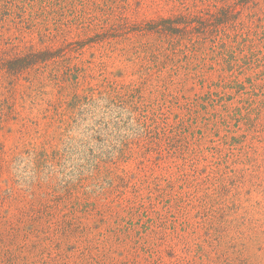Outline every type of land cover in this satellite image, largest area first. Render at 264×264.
<instances>
[{
	"label": "rangeland",
	"instance_id": "374dc122",
	"mask_svg": "<svg viewBox=\"0 0 264 264\" xmlns=\"http://www.w3.org/2000/svg\"><path fill=\"white\" fill-rule=\"evenodd\" d=\"M39 1L0 0V264H264V0Z\"/></svg>",
	"mask_w": 264,
	"mask_h": 264
},
{
	"label": "trees",
	"instance_id": "16d2710c",
	"mask_svg": "<svg viewBox=\"0 0 264 264\" xmlns=\"http://www.w3.org/2000/svg\"><path fill=\"white\" fill-rule=\"evenodd\" d=\"M80 5L84 6V2L83 0H77ZM42 5H46L47 7H52L53 5H58L61 9L65 8L66 6L69 5L70 8H67V10L69 12H72V14L76 13L77 17H73V21L75 24H78L82 27H84V24L87 23L88 26L92 25L93 20L96 18L94 15H91L90 12L85 11L84 9L81 8V10H79V12H75L72 11L71 7L73 6L74 2H72V0H41L39 1ZM9 2L6 3L5 8H8ZM42 8V7H40ZM100 11L103 12H108L109 9L105 10L104 7H98L97 8ZM96 9V10H97ZM110 12V11H109ZM110 14V13H109ZM88 15V20L86 19H80L81 17H87ZM90 16V17H89ZM99 21L101 20L102 23L105 25L108 22V18L105 17V15L99 16ZM83 20V21H82ZM186 21V20H185ZM183 21L184 23H187ZM178 22L172 20L171 18H162L158 21H148L147 23H145L144 25H133V29L139 31L140 33H142L143 35L146 34H150L153 33L156 35L158 41L160 42H164L167 43L171 46L174 45H179L180 44V40L181 37L178 35L180 32V29L178 27ZM129 24L127 22H125L124 19H121L120 22L118 23H114V24H110L106 29H103V35H108V36H117L118 33H120V30H123L122 32H128L125 27H127V29L129 28ZM103 28V27H102ZM182 31V30H181ZM190 48H192V50L189 49H182L180 50V52L182 53V58L185 60L194 58V53L193 50H197L195 49V45L194 43H192V45L190 46ZM136 50V54L137 56H141V59L143 60V62H146L148 65L149 63L153 64V65H158L159 63V59L161 57H165V59L167 61H172L175 58V55L177 53V50H175V48L173 49V55L171 56L170 54H168L167 52L164 53V51L162 50V47L159 46H154V45H150L149 42H141L139 47H135L134 48ZM168 50V49H166ZM187 50L189 52H191L190 55L187 54ZM50 51L48 52H34V53H30L28 54L27 57L25 58H30L31 60H33V63H27V64H34L38 61L43 62L46 61L48 59V55H49ZM22 58H18L16 57V60H14L15 62L10 66V70H12L13 74L19 73L21 72L24 68H26V66L23 63H20ZM203 60H205L203 58ZM177 68H181L180 65H178V61L175 62V64L173 65V67ZM192 62H188L185 70L186 71H192L194 70L195 72L197 71L196 68L198 69V65H193L191 67ZM12 68V69H11Z\"/></svg>",
	"mask_w": 264,
	"mask_h": 264
}]
</instances>
